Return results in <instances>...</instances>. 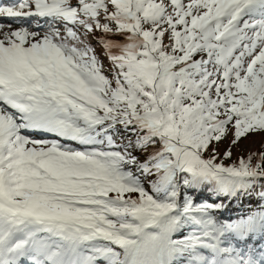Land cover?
Returning a JSON list of instances; mask_svg holds the SVG:
<instances>
[{
    "label": "snow or ice",
    "instance_id": "snow-or-ice-1",
    "mask_svg": "<svg viewBox=\"0 0 264 264\" xmlns=\"http://www.w3.org/2000/svg\"><path fill=\"white\" fill-rule=\"evenodd\" d=\"M0 17V264H264V0Z\"/></svg>",
    "mask_w": 264,
    "mask_h": 264
},
{
    "label": "rangeland",
    "instance_id": "rangeland-1",
    "mask_svg": "<svg viewBox=\"0 0 264 264\" xmlns=\"http://www.w3.org/2000/svg\"><path fill=\"white\" fill-rule=\"evenodd\" d=\"M7 22L8 21L1 22V23H7ZM18 24L19 23H13L11 28L6 27L3 29V31L14 30L15 29L14 26ZM27 26L29 27L30 30H35L31 23L28 24ZM262 142H264V138L260 136H252V137H249L248 139L241 140L240 143L235 148L232 149L233 161L236 160L239 156L247 157L251 153H259L260 151H264V143ZM227 143H228L227 140L224 141L222 144H220V148L224 149ZM245 204L246 206L243 208H235V211L238 212V215L247 210V202H245ZM251 206L255 207V201L252 202Z\"/></svg>",
    "mask_w": 264,
    "mask_h": 264
},
{
    "label": "trees",
    "instance_id": "trees-1",
    "mask_svg": "<svg viewBox=\"0 0 264 264\" xmlns=\"http://www.w3.org/2000/svg\"><path fill=\"white\" fill-rule=\"evenodd\" d=\"M223 150H224V149H221V148H220V145H219V148H218V154L222 153ZM232 161H233V156H232V159H231V160H226V161H224V163H225V164H229V163H231ZM234 161H235V160H234ZM207 196H208V194L205 193L203 196L200 197V199H201V200H204V199L207 198ZM230 214H231L233 217H235L236 215H238V212L235 211V208H233V209L230 210Z\"/></svg>",
    "mask_w": 264,
    "mask_h": 264
},
{
    "label": "bare ground",
    "instance_id": "bare-ground-1",
    "mask_svg": "<svg viewBox=\"0 0 264 264\" xmlns=\"http://www.w3.org/2000/svg\"><path fill=\"white\" fill-rule=\"evenodd\" d=\"M6 21H9V18H7V17H0V23H1V22H6ZM29 24H30V23H29ZM18 26H20V25L18 24V25H16V26H14V27H15L14 30H16V29L18 28Z\"/></svg>",
    "mask_w": 264,
    "mask_h": 264
}]
</instances>
